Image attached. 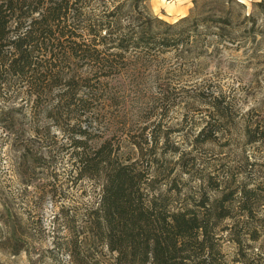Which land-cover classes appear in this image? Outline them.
<instances>
[{
    "label": "rangeland",
    "instance_id": "1",
    "mask_svg": "<svg viewBox=\"0 0 264 264\" xmlns=\"http://www.w3.org/2000/svg\"><path fill=\"white\" fill-rule=\"evenodd\" d=\"M146 6L175 26L156 22L159 31L179 40L113 82L119 103L105 114L109 126L89 130L88 152L123 132L119 158L130 163L140 153L127 135H152L151 191L172 208L223 203L226 263L264 264V0ZM6 91L0 87V264H116L87 232L101 190L97 178L80 176L67 129L43 121L33 99Z\"/></svg>",
    "mask_w": 264,
    "mask_h": 264
},
{
    "label": "trees",
    "instance_id": "2",
    "mask_svg": "<svg viewBox=\"0 0 264 264\" xmlns=\"http://www.w3.org/2000/svg\"><path fill=\"white\" fill-rule=\"evenodd\" d=\"M146 1L0 0V87L33 99L43 121L67 129L80 176L97 178L101 190L87 232L116 254V264H227L219 225L230 209L206 202L172 208L151 191L145 149L152 135H127L140 153L130 163L119 158L123 132L87 149L89 130L109 126L105 114L119 103L113 82L179 40L159 31L156 22L175 26L151 17Z\"/></svg>",
    "mask_w": 264,
    "mask_h": 264
},
{
    "label": "clouds",
    "instance_id": "3",
    "mask_svg": "<svg viewBox=\"0 0 264 264\" xmlns=\"http://www.w3.org/2000/svg\"><path fill=\"white\" fill-rule=\"evenodd\" d=\"M170 7V6H169Z\"/></svg>",
    "mask_w": 264,
    "mask_h": 264
}]
</instances>
